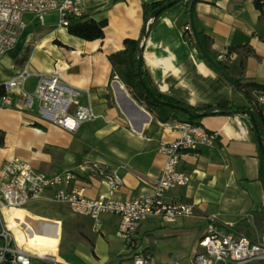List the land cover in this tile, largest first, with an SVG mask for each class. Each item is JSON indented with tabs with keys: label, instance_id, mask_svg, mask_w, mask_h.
Here are the masks:
<instances>
[{
	"label": "crops",
	"instance_id": "1",
	"mask_svg": "<svg viewBox=\"0 0 264 264\" xmlns=\"http://www.w3.org/2000/svg\"><path fill=\"white\" fill-rule=\"evenodd\" d=\"M154 1L158 0H79L83 15L106 20L103 37L95 40L69 34L58 24L56 12L47 13L42 24L25 15V30L0 56V85L26 69L30 75L23 89L31 92L40 75L58 70L65 95L90 104L96 117L67 131L51 123L52 114L37 105L30 110L0 106V169L16 156L36 172L72 171L76 178L67 188L97 198L108 194L104 180L88 166L97 162L122 177L114 198L134 199L153 192L166 160L158 146L173 141L177 132L164 127L171 120L160 121L133 94L108 56L123 49L124 39L140 37L142 5ZM186 8L187 1L181 0L148 26L142 57L154 85L162 94L195 108L250 107L248 98L207 61L195 36L185 35L183 27L190 23L195 33L207 38L203 52L211 60L222 54L220 61L230 76L264 83V12L252 0H197L192 18ZM19 90L16 87L14 93ZM197 122L218 133L215 145L180 155L178 167L190 174V181L164 197L166 202L191 205L193 213L174 222L148 216L133 236L135 248L115 236L117 216L103 214L100 229L94 231L91 219L52 202L50 191L26 203L20 212L60 224L65 220L76 261L58 256L72 264H121L135 253H147L158 264H190L209 215L223 228L259 238L264 234V184L259 179L262 158L250 118L214 114ZM48 205L68 211L55 215L42 211ZM247 264H264V260Z\"/></svg>",
	"mask_w": 264,
	"mask_h": 264
},
{
	"label": "built area",
	"instance_id": "2",
	"mask_svg": "<svg viewBox=\"0 0 264 264\" xmlns=\"http://www.w3.org/2000/svg\"><path fill=\"white\" fill-rule=\"evenodd\" d=\"M258 3L264 12V0H252ZM56 12L58 24L67 27L71 20L83 16L79 0H0V56L12 48L27 23L25 15H31L38 23L43 17ZM183 33L194 36L190 23L183 27ZM223 60V55L217 56ZM30 73L24 69L16 77L2 84L0 106L16 107L30 110L37 105L40 111L52 114L50 122L65 129L74 131L78 125L93 120L90 104H83L73 97H67L58 70L47 75H40L33 89L28 92L23 85ZM19 87L17 94L14 89ZM257 104L264 106V94L257 97ZM164 127L177 132L171 142H160L158 151L166 156L158 180L154 183L150 195L134 199H116L113 197L122 185V177L115 171L97 163H88L89 168L97 172L108 187L107 195L87 198L81 191L69 190L67 187L76 176L72 171L55 174L36 172L20 157L7 160L0 169V264H72L57 255H40L27 244H18L4 220L3 209L21 208L46 191L54 203L66 205L75 215L91 219L93 230L101 227V216L112 214L118 217L115 236L135 248L133 239L141 222L148 216H162L168 222L191 215L193 207L186 203L166 202V192L186 186L190 174L178 167L180 155L211 148L215 145L218 133L210 131L199 123L186 119H173ZM199 250L195 252L190 264H247L254 260H264V234L252 240L246 235L231 228H223L213 215L207 216L205 230L198 240ZM121 264H158L147 253H135L129 261ZM163 264H180L169 262Z\"/></svg>",
	"mask_w": 264,
	"mask_h": 264
},
{
	"label": "trees",
	"instance_id": "3",
	"mask_svg": "<svg viewBox=\"0 0 264 264\" xmlns=\"http://www.w3.org/2000/svg\"><path fill=\"white\" fill-rule=\"evenodd\" d=\"M169 0H158L150 3H144L142 5L143 10V16L144 20L149 16V14L167 2ZM187 1V8H186V14L192 18V9L193 5L197 0H186ZM258 8V3H255ZM106 24V20L103 19L101 21L95 20L91 16H85L83 15L77 20H71L69 25L66 27L69 34L79 37L84 40H95L100 39L104 35L103 28ZM196 43L199 47H201L204 51H206V41L207 38L202 36L200 32L196 31ZM140 38L132 39V38H126L123 40V49L117 52H114L108 56V59L112 63L113 66H117L121 69L122 76L124 77L125 83L131 88L133 94L142 101L150 110H153L160 121L167 122L168 120L175 119L180 114H183L185 117H183L186 120H189L191 122L198 123L197 120L199 118H191L182 113L179 110L170 108L165 105H161L158 103H155L149 95L146 93V91L143 89L142 85L140 84L138 77H137V60L139 58L138 53V46H139ZM214 63L219 68V73L222 74L226 80L231 84L233 89L241 91L249 100L250 107L248 108H237L233 105H229L227 107H211L214 109H249L252 113L253 119L256 122V125L258 127V130L261 135L262 142H264V115L261 113V109L264 106H260L257 104V97H254V94H264V83L249 80L245 77H233L230 76L227 72L226 66L216 58H212ZM141 60V69H142V78L144 80V83L148 87V89L160 100L171 102L177 105H181L190 109H194L198 112H202L206 109H210L208 107L204 108H195L190 105H187L181 101H178L170 96L162 94L156 86L154 85L146 67L144 64V60L142 57V54L140 56ZM217 70V69H216ZM3 93L2 85H0V94ZM221 114V113H217ZM250 126L253 129L252 126V119L250 118ZM1 142V141H0ZM259 179L264 184V163H261L260 171H259ZM262 208H264V205H262Z\"/></svg>",
	"mask_w": 264,
	"mask_h": 264
},
{
	"label": "rangeland",
	"instance_id": "4",
	"mask_svg": "<svg viewBox=\"0 0 264 264\" xmlns=\"http://www.w3.org/2000/svg\"><path fill=\"white\" fill-rule=\"evenodd\" d=\"M180 115L185 117L183 114ZM23 209L24 206L16 209H3L4 220L7 227L11 229L13 241L15 238L21 245L23 241L33 240L40 250H48L55 256L58 253L65 260L71 262L76 261L72 258L70 232L65 220L60 224L56 220L20 212ZM44 210L52 212V215L68 211L67 209H56L53 205L42 207V211Z\"/></svg>",
	"mask_w": 264,
	"mask_h": 264
},
{
	"label": "water",
	"instance_id": "5",
	"mask_svg": "<svg viewBox=\"0 0 264 264\" xmlns=\"http://www.w3.org/2000/svg\"><path fill=\"white\" fill-rule=\"evenodd\" d=\"M181 0H169L167 2H165L164 4H162L161 6H159L158 8H156L155 10H153L149 16L147 18H145L144 20V25H143V29L141 31V35H140V41H139V46H138V53H139V58L137 60V77L138 80L140 82V84L142 85L143 89L146 91V93L149 95V97L158 104L161 105H165L168 106L170 108L176 109L181 111L182 113H184L185 115H187L188 117L191 118H202L208 115H214L217 113H221V114H244L247 115L249 118L252 119V126H253V130L255 133V137H256V141H257V145L259 147L260 153H261V158H262V163H264V142H262L261 139V135L260 132L258 130V127L256 125V122L253 119L252 113L249 109H214V108H210V109H206L202 112H198L194 109H190L181 105H177L171 102H167V101H163L160 100L158 97H156L146 86V84L144 83V80L142 78V69H141V60H140V56L142 54V49H143V44L147 35V29L149 24L152 22V20H154L162 11H164L165 9H167L168 7H170L171 5L179 2ZM194 31V28H193ZM194 36H196V33L194 31ZM201 52L203 53L204 57L207 59V61L215 68L217 69V71H219V68L217 67V65L214 63L213 60H211L202 50V48L200 47ZM220 72V71H219Z\"/></svg>",
	"mask_w": 264,
	"mask_h": 264
},
{
	"label": "bare ground",
	"instance_id": "6",
	"mask_svg": "<svg viewBox=\"0 0 264 264\" xmlns=\"http://www.w3.org/2000/svg\"><path fill=\"white\" fill-rule=\"evenodd\" d=\"M121 87V86H120ZM124 101V100H123ZM16 209V208H15ZM22 244H27L29 245L30 247H32L33 249H35L40 255H54L52 253H50L48 250H45V249H38L37 247V243H35L33 240H30V241H23ZM21 244V245H22Z\"/></svg>",
	"mask_w": 264,
	"mask_h": 264
}]
</instances>
